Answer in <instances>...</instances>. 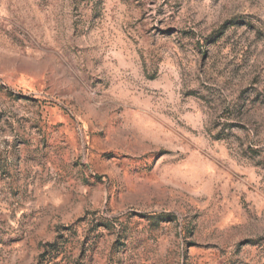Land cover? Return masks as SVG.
Segmentation results:
<instances>
[{
    "label": "rangeland",
    "instance_id": "1",
    "mask_svg": "<svg viewBox=\"0 0 264 264\" xmlns=\"http://www.w3.org/2000/svg\"><path fill=\"white\" fill-rule=\"evenodd\" d=\"M0 264H264V0H0Z\"/></svg>",
    "mask_w": 264,
    "mask_h": 264
}]
</instances>
